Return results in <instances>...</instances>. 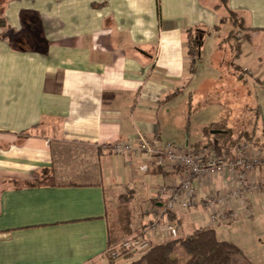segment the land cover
Segmentation results:
<instances>
[{
    "label": "crops",
    "instance_id": "1",
    "mask_svg": "<svg viewBox=\"0 0 264 264\" xmlns=\"http://www.w3.org/2000/svg\"><path fill=\"white\" fill-rule=\"evenodd\" d=\"M230 12L248 29L241 31L247 37L238 41L237 54L228 40L233 27L220 24ZM1 18L0 264L107 263L108 201L117 202L126 191L132 194L124 220L128 230L116 235L145 232L154 217L146 209L155 204L158 188L182 178L183 171L140 172L143 156L128 163L113 155L117 142L132 143L142 134L163 145L214 150L238 139L226 156L241 145L251 158L264 156L261 100L253 130L234 135L207 121L195 138L188 99L216 76L214 64L226 59L218 56L224 43L232 50L234 78L264 88V79L255 76L264 69L248 66L250 57L262 60V54L245 46L264 32V0H227L226 6L221 0H0ZM194 29L209 32L192 65L186 31ZM238 173L194 179L195 204L171 214L173 221L167 215L162 221L181 236L212 228L218 240L243 251L240 229L264 223V189L245 198L231 195L263 181L264 168L243 179ZM207 198H222L223 211L235 217L212 222L215 208L205 206Z\"/></svg>",
    "mask_w": 264,
    "mask_h": 264
},
{
    "label": "built area",
    "instance_id": "2",
    "mask_svg": "<svg viewBox=\"0 0 264 264\" xmlns=\"http://www.w3.org/2000/svg\"><path fill=\"white\" fill-rule=\"evenodd\" d=\"M113 155H122L131 163L132 158L143 156V162L138 170L147 173L150 169L157 172H170L176 169L183 171V177L173 183L158 188L153 205H149L146 212L154 217L148 224L143 234L128 237L123 243L116 246L111 256L119 258L121 251L141 254L149 249L151 242L156 237L162 241L176 238L179 233L175 226L167 221H162L167 214H175L192 207L196 202L197 192L192 187L194 179L205 175H219L237 170L240 178H245L247 173L254 171L257 167L264 168V156L260 158L249 157L248 146L241 145L233 150L232 156L217 155L209 147L192 150L188 147L178 148L172 144H161L157 140H150L145 135L138 134L134 142H117L110 148ZM264 189V180L250 182L245 188L233 192L232 199L245 198L247 193ZM207 208H215L211 215V221H230L235 213H226L222 206V198L205 199ZM160 207H157V204ZM251 215V211H247Z\"/></svg>",
    "mask_w": 264,
    "mask_h": 264
},
{
    "label": "rangeland",
    "instance_id": "3",
    "mask_svg": "<svg viewBox=\"0 0 264 264\" xmlns=\"http://www.w3.org/2000/svg\"><path fill=\"white\" fill-rule=\"evenodd\" d=\"M236 41H245L244 35L239 31V29L233 30ZM251 43H247L245 46L247 48L254 49L257 53L262 55V60H253L251 57L248 59V66L251 68L259 69L261 66L264 69V32L260 31L257 35H252ZM235 41V40H234ZM209 45L205 46L204 54L207 56ZM255 52V53H256ZM232 50L228 43H224L220 49L218 56L223 60L226 57L225 62L219 61L214 64V69L217 71L216 76L213 79L206 80L203 85L196 89V91L188 99L191 101V135L197 137V135L204 132L201 127L204 122H218L223 124L226 128H229L230 132L237 135V132H249L255 127V122L257 120L259 109H255V104L257 98L261 100L264 106V88L258 89L251 85L242 82L241 80H236L233 74V69L231 68L233 58L231 57ZM263 75L257 73L255 76L264 79V71L260 69ZM254 72V71H253ZM218 76L220 77L218 79ZM257 96V97H256ZM263 109V108H262ZM264 111V110H263ZM258 134L263 137L264 125L263 120L258 119ZM185 125V124H184ZM187 126V125H185ZM201 126V127H200ZM185 131V128L182 127ZM186 129H188L186 127ZM210 132H218L219 130L207 129ZM232 136V134H230ZM108 221L111 226V235L115 233H120L122 230L120 225L116 224L118 221V210L116 209L119 204L116 202L115 197L108 201ZM128 209V206L126 207ZM121 209V208H120ZM122 211L125 207H122ZM126 212V211H125ZM115 222L116 226H113ZM114 224V225H115ZM174 226V225H173ZM241 237V241L244 245L243 253L250 262L253 264H264V223L257 225L255 229L252 227L240 229L238 232ZM118 236V235H117ZM133 236V234L131 235ZM127 238H121L118 236L116 245L110 249H114L120 243H123ZM238 240V239H236ZM239 244L240 240L237 241ZM135 255V254H134ZM135 257H138L135 255ZM102 264H107L105 259L101 260ZM118 264H125V261L119 259Z\"/></svg>",
    "mask_w": 264,
    "mask_h": 264
},
{
    "label": "trees",
    "instance_id": "4",
    "mask_svg": "<svg viewBox=\"0 0 264 264\" xmlns=\"http://www.w3.org/2000/svg\"><path fill=\"white\" fill-rule=\"evenodd\" d=\"M227 0H221L222 6H226ZM230 23L233 30L239 29L240 31L246 32L248 29L244 26V23L235 13L230 12L228 17L220 20V24ZM5 22L0 19V27H4ZM214 31H218L219 27H215ZM229 32V41H233V51L234 53L239 52V44L236 41L234 31ZM207 31L202 30H188L186 31V40L188 44V56L192 59L191 64L193 65V60H195L199 55L200 46L203 37L208 34ZM244 37H247L244 35ZM235 40V41H234ZM171 97H167L169 100ZM213 128V127H212ZM214 130H221L216 128ZM218 131V132H219ZM229 134V133H228ZM227 139H231L230 135H225ZM229 137V138H228ZM245 140L251 142V137L245 134ZM239 140H232L230 143H226L227 146L217 147L214 150L217 155H227L226 152H230L234 147L236 142ZM229 142V141H228ZM206 147V146H204ZM239 147V146H238ZM213 149L212 147H209ZM236 148V147H235ZM224 150V152L222 151ZM50 181H41L39 184H49ZM132 198V194L128 191L123 193L117 198L119 206L116 208L118 210V221L116 224L120 225L121 229L125 232L128 230V223L124 220L126 219L125 214L127 213V205ZM122 207L125 210L122 211ZM121 208V209H120ZM126 211V212H125ZM169 221H173L171 214H167ZM113 223L115 227L116 224ZM110 225V223H108ZM111 226H108L109 239H108V251L105 254L107 264H118V260L129 261L128 264H252L247 260L243 251L238 248L235 244L228 241H220L217 239L216 232L212 228H194L190 232L184 235H178L176 238L153 243L148 250L141 254L121 251L120 256L117 259L112 258L111 252L113 246L116 245L117 235L116 233L111 235Z\"/></svg>",
    "mask_w": 264,
    "mask_h": 264
}]
</instances>
